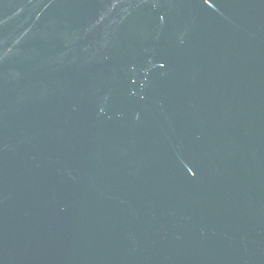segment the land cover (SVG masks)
<instances>
[{
	"label": "water",
	"instance_id": "95a60500",
	"mask_svg": "<svg viewBox=\"0 0 264 264\" xmlns=\"http://www.w3.org/2000/svg\"><path fill=\"white\" fill-rule=\"evenodd\" d=\"M0 264H264V0H0Z\"/></svg>",
	"mask_w": 264,
	"mask_h": 264
}]
</instances>
